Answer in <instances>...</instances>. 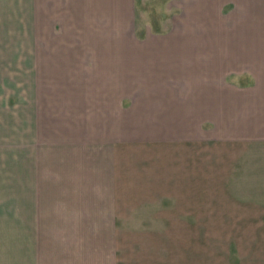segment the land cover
Returning a JSON list of instances; mask_svg holds the SVG:
<instances>
[{"label": "crops", "instance_id": "obj_1", "mask_svg": "<svg viewBox=\"0 0 264 264\" xmlns=\"http://www.w3.org/2000/svg\"><path fill=\"white\" fill-rule=\"evenodd\" d=\"M135 2L61 0L51 15L5 169L0 264H201L207 209L244 227L230 264H264V0H197L143 36ZM219 145L245 201H126L137 161L197 151L200 173Z\"/></svg>", "mask_w": 264, "mask_h": 264}, {"label": "rangeland", "instance_id": "obj_2", "mask_svg": "<svg viewBox=\"0 0 264 264\" xmlns=\"http://www.w3.org/2000/svg\"><path fill=\"white\" fill-rule=\"evenodd\" d=\"M60 1L0 0V201L6 200L5 169L8 166L15 167L12 158L20 154V147L12 148L11 144L21 143L22 92L23 89L31 90L33 86L31 81H27L31 74L28 64L37 56L38 51L41 55L45 52L41 49L44 45L37 49L38 43L55 42L52 34L55 18L51 15L59 9ZM196 2L197 0H136L138 36H143L153 24L161 25L172 15H180L183 9L196 14ZM59 19L58 16L57 20ZM57 41L60 42V39ZM219 146H207L205 170L200 173L192 169L197 168V151L193 152L195 156L188 150L169 151L168 163L156 161L155 156L151 157L152 160L144 158L140 162L137 161L138 171H132L130 174L128 170L127 181L131 182L132 179L139 184H131L132 187L127 188L126 201L204 203L210 208L229 205L233 201H245L246 179L242 180L239 176V188L236 190L235 177L231 176L230 148ZM129 162L127 159V164ZM240 163L243 162H239V171L242 173L244 163L241 166ZM145 187H152L150 191L153 190V193L143 195L137 191L132 192L136 188ZM206 212L204 231L203 224L200 225L202 236L204 235L202 247L205 251V262L202 260L201 264H230L229 239L233 235H244V227L231 225L228 209L221 210L223 215L220 217L208 215L214 212L213 210L207 209ZM126 245L128 248L129 242ZM126 261L128 264H134L139 262V259L135 261L127 257ZM198 262L192 260L190 264Z\"/></svg>", "mask_w": 264, "mask_h": 264}]
</instances>
